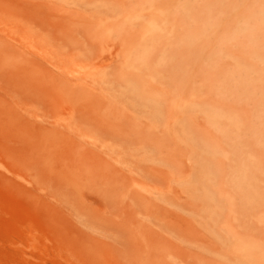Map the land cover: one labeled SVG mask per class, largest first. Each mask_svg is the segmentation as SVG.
Here are the masks:
<instances>
[{
    "label": "bare ground",
    "instance_id": "obj_1",
    "mask_svg": "<svg viewBox=\"0 0 264 264\" xmlns=\"http://www.w3.org/2000/svg\"><path fill=\"white\" fill-rule=\"evenodd\" d=\"M16 5L29 15L0 37V90L75 105V127L29 122L16 147L81 203L37 264H264V0H0ZM89 55L101 66L77 63ZM51 138L65 148L38 144Z\"/></svg>",
    "mask_w": 264,
    "mask_h": 264
},
{
    "label": "rangeland",
    "instance_id": "obj_2",
    "mask_svg": "<svg viewBox=\"0 0 264 264\" xmlns=\"http://www.w3.org/2000/svg\"><path fill=\"white\" fill-rule=\"evenodd\" d=\"M53 1H58V0H53ZM28 15H29V11L27 9H24L23 6L21 5H16L6 9H0V37L6 39L5 34H7L8 32L9 35H7L8 38L7 41L14 42V39L16 37L18 38V36L15 35L16 32L14 33V31H17V27L15 23L16 19H27ZM6 29L8 31H6ZM32 31L33 30L29 32L27 31V34H30L31 36L25 34V38H22V41L25 39L23 42L26 41V36H27V42H28V38L30 40L29 42H34V41L36 42L35 38L37 37V35H38L37 40L39 41V37L43 33L39 31L40 34H38L39 33L38 30H36L35 28L34 31L33 32ZM10 33L13 34L15 38ZM2 34H4L5 36L2 37ZM33 36L35 38H33ZM106 45H108V43L104 44V46ZM93 49L94 48H92L91 50L92 53L94 52L96 53L98 51ZM44 52H43V56H45L47 59H49L50 56H51L50 59L63 58L66 56L65 51L61 48H57L55 50L50 49ZM77 63H79L83 67H89V66L100 67L102 64L101 61L95 59L92 55L80 58L79 60H77ZM33 97L34 96H32L31 94L29 95L27 93L25 94V96L24 95H22V97L18 96L17 88L11 90L4 88L3 90H0V124L4 121L3 117L4 118L6 117L4 122H6L7 119H10V123L8 124V126L7 124L2 123L4 127L0 129V239H2L0 240V264H9V263L26 264L25 262L27 261H29L27 264L41 263L40 261L41 249L46 248L48 251H50L52 249V244H53L52 237L54 236L55 238H58L57 232L55 233L56 227L54 228L55 217H61L66 220H71L72 222L75 223L79 211L78 209H80L81 207V203H79L80 201L73 199L68 200L66 198L61 197L59 193H57L58 191H60L61 186L59 185V182H57V177L55 176L56 174L54 171L48 170L47 173L37 172L33 168H29V166L25 164H23L25 165L23 166L22 161H20L21 159L16 151V147L19 142V137L24 135L26 139L25 142L28 145L31 142V139L27 138L26 136L27 123L39 122L43 124H54L55 126L58 125L69 126V124H71L72 121L73 122L75 121L72 120L73 119L72 117H75L74 104H71V107L69 105L63 107L64 109L67 110H64L63 108L50 109L48 106L38 102L35 99V97L34 98ZM77 107H78L77 109L79 110L80 107L78 104ZM129 107H137V106L130 105ZM5 111L7 112V116L5 115L6 113ZM8 113L10 114V117L8 116L9 115ZM72 125L73 124H71L70 126L71 128ZM85 127H86L85 130L86 129L90 130L89 126H85ZM38 144L41 147H52V149L65 148L63 142H60L58 140L56 141L52 140V138L47 140L45 139L40 140L38 141ZM138 157L139 156L126 157L127 158L126 162L129 164V166L131 164H133V166L137 165V167L141 170L138 163H140V165L144 163H141L140 162L141 158ZM111 158H114L113 162L115 163H116L115 160L119 161L118 158L122 160L120 156H118L117 158L116 155L114 157L112 156ZM131 158L133 159L130 162ZM133 160L135 163L133 162ZM130 169H134L133 171L134 174H136L137 171L138 172L140 171L139 169H136V167ZM68 173L70 175L71 183L75 181H81V176L79 175L77 169H71V171ZM10 181L12 182L14 181L15 183L12 184L10 183ZM84 183L88 185L90 181H84ZM7 184L12 185V187L8 188ZM16 184L18 185L16 186ZM65 186L62 189L63 191H70L73 188V187H69L70 185L68 184H66ZM57 187H59L60 189L57 190ZM55 190H57L56 193ZM127 190L131 191L132 186L127 187ZM9 202L10 204H8ZM11 203L13 205L17 204L18 209L11 208L9 206V205L12 206ZM19 207L21 210L19 209ZM18 210H19V214H18ZM22 211H24L23 213L24 215H26V217H24L25 219L20 220L21 219L20 216H22L20 212ZM16 214L17 216L18 215L19 216L17 217ZM11 215H13L15 218ZM18 218L20 221L18 220ZM21 221L24 222L22 223ZM19 224L20 226H18ZM22 225H24L25 227H22ZM203 226L204 227H202V225L199 224L197 227L200 228L201 233L207 235L210 230L209 228L212 229V227H208V226L205 227V225ZM27 228L30 229L29 233L27 231ZM251 228H253V226H251ZM262 228L263 227L260 226L258 229L263 230ZM2 230L4 232H7V234L3 233ZM73 231L74 233H76V230L73 228L70 234L64 235V239L70 241L71 236L74 235V233L72 234ZM51 232L52 233L54 232L53 233L54 235ZM31 234L33 235L34 238H32ZM8 235L14 237L15 241L14 239L11 240L12 237L10 238ZM168 237L170 236L168 235ZM3 238L6 240V242L11 241L14 247L13 248L9 247L10 245H8ZM29 241L30 242L32 241L31 242L32 244ZM120 241H123V243H125L124 239H119V243ZM1 242H5L4 243L5 245ZM181 245L183 246L184 244ZM31 246L35 247L34 253L36 252L34 254L35 256L31 257L32 259L29 257L30 255L29 256L26 255L28 254L27 252H29L28 248H30ZM229 247L231 246L230 245L226 246V249L227 248L229 249ZM75 251L77 250H74V253H77ZM52 258L55 264H67L60 257H52Z\"/></svg>",
    "mask_w": 264,
    "mask_h": 264
}]
</instances>
